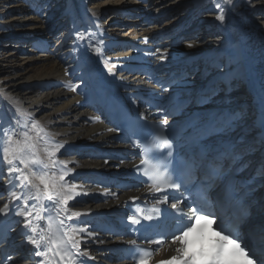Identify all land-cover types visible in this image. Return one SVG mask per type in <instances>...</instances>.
Segmentation results:
<instances>
[{
	"label": "bare ground",
	"instance_id": "obj_1",
	"mask_svg": "<svg viewBox=\"0 0 264 264\" xmlns=\"http://www.w3.org/2000/svg\"><path fill=\"white\" fill-rule=\"evenodd\" d=\"M221 13L224 21L217 18ZM0 39L8 43L0 50V129L64 144L55 171L69 172L65 181L74 195L69 215L81 212L73 217L80 221L75 227L94 233H80L81 251L93 261L123 264L109 253L121 237L97 224L107 223L137 193L117 186L133 154L102 105L106 89L130 98L147 88V79L135 72L138 62L156 64L162 79L177 82L168 100L186 106L179 116L172 113L173 124L193 119L194 127L212 136L193 145L221 146L234 171L255 164V185L245 192L256 210L251 224L264 225V0H0ZM202 98L207 105L201 108ZM25 111L44 131L31 129ZM6 142L7 135L0 134V146ZM9 167L0 163V207L8 203L10 209L0 214V251L7 252L0 264H40L43 257L35 252L45 247L28 243L32 233L18 214L27 210L28 189ZM34 203L30 199L28 207ZM40 227H46L44 221ZM172 248L167 245L162 254ZM52 262L60 264L57 257Z\"/></svg>",
	"mask_w": 264,
	"mask_h": 264
},
{
	"label": "snow or ice",
	"instance_id": "obj_2",
	"mask_svg": "<svg viewBox=\"0 0 264 264\" xmlns=\"http://www.w3.org/2000/svg\"><path fill=\"white\" fill-rule=\"evenodd\" d=\"M219 7V5L217 6ZM220 21H224L223 13L217 17ZM99 54L100 48L96 49ZM109 71H111L109 69ZM0 89V92H3ZM28 120L31 121V129L42 132L44 129L40 127V121L35 120L30 113L26 111L22 113ZM167 124V119L164 120ZM27 127V124L24 125ZM111 131V129H109ZM0 134L7 135V146H0V163L6 162L10 167L8 171L10 174L18 173L20 185L28 189V195L23 198V203L27 210L21 209L19 215L24 217V226L30 229L32 235H28V243L35 246V249H40L42 245L45 247L44 251H36L35 255L43 257L40 264H49L52 262V257H58L60 264H77L75 257H86L89 253L81 251L80 233H86L87 236H94V233L88 232L86 228H77L73 222V217H80L83 215L79 211H72L69 215L70 209L68 207L69 201L74 199L71 189L65 181V177L69 175L68 171H63L59 175L55 169L57 168L58 161L56 159L57 153L64 148L63 143L50 144L48 140L40 138L38 135H29V131H25L21 138H18L14 131L3 133L0 129ZM43 143V148L38 147V144ZM163 145L171 149L172 143L167 138H162ZM139 145V142H137ZM171 155V152H169ZM156 156L153 153L150 157L148 150H144L143 157L140 161L145 165L142 169L143 175L149 177L152 181V190L155 192H164L165 189L180 190L181 183H176L172 176L160 170L157 164L152 163ZM22 164L23 167H17V164ZM60 164L67 165L68 161H61ZM36 170H33V169ZM72 171V170H69ZM74 178V177H73ZM115 195V194H113ZM13 199L19 200L16 192L11 193ZM30 199H34L36 203L28 207ZM136 200L137 197H131ZM47 200L51 203L49 208L44 207V201ZM169 197L164 194L159 201L160 203H168ZM184 201L177 200L176 203L171 204L172 209L177 212L181 211L180 205ZM10 211L9 204L5 203L0 207V214L7 215ZM143 219L152 220L153 216L143 215V210H138ZM47 212L46 227L41 228L40 222L45 220L42 213ZM206 209L200 205L189 207V212L185 214L183 219L187 223L183 224L177 229L178 234L172 235V242L178 245L175 248V255H172L167 260H160L157 264H237L236 257L238 255L244 256L247 264H256L254 260L248 255V249H251V255L259 260V264H264V251L257 252L256 248L240 236L239 233L232 232L231 229L224 226L223 217L221 223L217 227L222 228L223 232H228L230 235H223L218 233L219 240L214 250L208 254L203 251H192L189 249L188 235L191 233L197 224L202 220L212 219L216 217V213H209L205 215ZM55 213V215H53ZM133 225L141 223V219L136 215L127 217ZM36 221V223H34ZM235 236L236 239H232ZM244 240V247L241 246L240 241ZM130 243L135 244L136 241ZM150 244L161 245L159 240L148 241ZM231 245V247H229ZM55 246V247H53ZM198 255L202 258H198ZM92 259H95L92 257ZM151 259V254L146 253L142 256L137 264H148ZM54 264V262H52Z\"/></svg>",
	"mask_w": 264,
	"mask_h": 264
},
{
	"label": "rangeland",
	"instance_id": "obj_3",
	"mask_svg": "<svg viewBox=\"0 0 264 264\" xmlns=\"http://www.w3.org/2000/svg\"><path fill=\"white\" fill-rule=\"evenodd\" d=\"M133 15H135V12L133 13ZM63 18H64V17H63ZM126 19H127V18H123V19H121L120 22H119V23H121V24H119V26H123V25L126 23ZM122 29H123L122 33H123V34L126 33V32H125V31H126V30H125L126 27H123ZM124 30H125V31H124ZM21 42H24V41H21ZM6 44H8V43H7V42H4V40H1V39H0V50L5 49ZM11 44H13V43H11Z\"/></svg>",
	"mask_w": 264,
	"mask_h": 264
},
{
	"label": "water",
	"instance_id": "obj_4",
	"mask_svg": "<svg viewBox=\"0 0 264 264\" xmlns=\"http://www.w3.org/2000/svg\"><path fill=\"white\" fill-rule=\"evenodd\" d=\"M116 213L119 214V211H117Z\"/></svg>",
	"mask_w": 264,
	"mask_h": 264
}]
</instances>
